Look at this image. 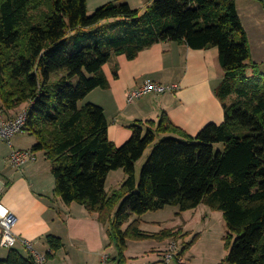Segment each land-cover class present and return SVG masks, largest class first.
<instances>
[{"label": "trees", "instance_id": "16d2710c", "mask_svg": "<svg viewBox=\"0 0 264 264\" xmlns=\"http://www.w3.org/2000/svg\"><path fill=\"white\" fill-rule=\"evenodd\" d=\"M160 41L218 48L224 77L216 93L225 120L196 135L170 120L146 132L134 124L132 137L117 146L104 108L81 102L108 85L103 66L113 56L134 58ZM21 103L30 108L25 130L37 137L32 149L53 165L56 194L111 220L121 251L127 239L148 237L134 215L205 202L226 220V261L264 264V72L251 59L236 0H148L144 11L109 1L91 14L87 0H0V104ZM150 147L139 179L136 164ZM120 168L126 178L109 193L107 177ZM47 241L63 245L53 234ZM0 264L37 262L13 248Z\"/></svg>", "mask_w": 264, "mask_h": 264}, {"label": "crops", "instance_id": "0c3cea01", "mask_svg": "<svg viewBox=\"0 0 264 264\" xmlns=\"http://www.w3.org/2000/svg\"><path fill=\"white\" fill-rule=\"evenodd\" d=\"M109 1H126L142 11L148 5V0H87V5L99 7ZM236 3L247 33L251 59L259 63L264 72V0H236ZM103 71L108 85L93 89L81 103L93 102L104 108L109 138L117 146L132 137L134 124L141 125L146 132L149 127L157 129L163 119L170 120L188 134L196 135L206 125L221 124L225 120L224 103L216 93L224 69L215 46L195 49L175 41H160L141 50L134 58L126 54L113 56L103 66ZM147 80L179 83L180 88L177 92H151L129 101V91ZM159 134L175 135L171 130ZM40 152L44 151H36L37 159L16 169L10 177H0L2 201L18 216L15 230L21 239L14 249L29 257L32 253L23 241L29 240L37 252L46 256L44 264H102L104 254L109 256V264H176L174 258L166 261L165 252L173 240L166 231L184 232L190 229L191 223L179 219V206H173L175 215L171 219L163 218L162 214L150 216L148 212L133 216L131 220L137 219L140 229L148 237L127 239V246L121 251L111 235V220L103 222L98 212L90 211L76 201L67 203L56 194L52 163L45 152L39 156ZM125 178L124 169L112 170L107 177V191L111 193ZM217 214L219 218L223 217V212ZM182 222L187 225L182 226ZM187 232H193V229ZM50 234L61 238V248L50 247L47 241ZM10 250L0 260L6 258ZM185 256L182 255L180 264H187Z\"/></svg>", "mask_w": 264, "mask_h": 264}, {"label": "rangeland", "instance_id": "374dc122", "mask_svg": "<svg viewBox=\"0 0 264 264\" xmlns=\"http://www.w3.org/2000/svg\"><path fill=\"white\" fill-rule=\"evenodd\" d=\"M97 7L88 6L89 14L93 13ZM27 106V103H21L20 105L11 108L13 111H18ZM13 143L16 148H32V146L36 143L37 137L30 130H23L22 132L16 134L13 139ZM151 147L147 149L143 157L138 162V173L139 179L141 176V170L146 162L147 155L150 152ZM10 153L11 147L6 141H0V177L2 179L5 176L10 177L12 173H16L17 169L10 162ZM39 154V153H38ZM43 156L44 152H40L39 156ZM17 169V170H16ZM53 165L51 167V172L53 173ZM48 171V169L46 168ZM201 207H197L195 209H188L182 211L179 208V219H185L187 221H191L190 229H193V232H187L190 229H185L183 231H175L176 236H173V241H177L179 245V250L183 253L179 256H174V260L177 261L174 263L180 264L179 262L182 255L186 254V258L188 260L187 264H221L225 262L229 264L226 260L229 256L230 246L228 244L227 236L229 234L228 226L224 215L222 218H219L217 212L218 210L213 209L207 203H201ZM200 204V205H201ZM171 205L164 210H149L145 213L151 215L162 214L163 218L171 219L172 215L174 216V208ZM178 207V206H177ZM208 207V213H206V208ZM170 210V212H169ZM188 211V212H187ZM184 212H187L184 214ZM213 212V213H211ZM222 212V211H221ZM143 213V214H145ZM142 215V214H141ZM140 216V215H134ZM132 218V217H131ZM161 218V219H163ZM171 221V220H169ZM182 226H186L187 223L182 222ZM187 232V233H186ZM186 233V234H185ZM185 234V235H183ZM193 240V241H192ZM192 243L187 249H183L184 245L187 243ZM8 248L3 249L0 248V258L4 257L7 253ZM172 258V259H173Z\"/></svg>", "mask_w": 264, "mask_h": 264}, {"label": "built area", "instance_id": "2783aa9c", "mask_svg": "<svg viewBox=\"0 0 264 264\" xmlns=\"http://www.w3.org/2000/svg\"><path fill=\"white\" fill-rule=\"evenodd\" d=\"M180 88L179 83L163 84L154 80H147L141 86L132 89L128 93L129 101L142 97L148 93L177 92ZM29 106L13 111L11 108L3 107L0 104V141H6L11 147L10 162L17 169H22L28 162L37 159L36 151L32 148H16L13 137L25 130L29 119ZM3 190L0 188V248H14L21 237L16 232L18 216L2 201ZM25 246L36 257L37 264H44L46 256L37 252L34 245L29 240H23ZM179 256V245L177 241L170 242L165 252L168 262L174 256ZM182 260V258H180ZM102 264H109V256L104 254Z\"/></svg>", "mask_w": 264, "mask_h": 264}, {"label": "bare ground", "instance_id": "6f19581e", "mask_svg": "<svg viewBox=\"0 0 264 264\" xmlns=\"http://www.w3.org/2000/svg\"><path fill=\"white\" fill-rule=\"evenodd\" d=\"M36 259V258H35Z\"/></svg>", "mask_w": 264, "mask_h": 264}]
</instances>
